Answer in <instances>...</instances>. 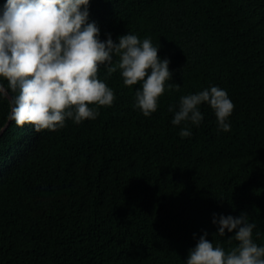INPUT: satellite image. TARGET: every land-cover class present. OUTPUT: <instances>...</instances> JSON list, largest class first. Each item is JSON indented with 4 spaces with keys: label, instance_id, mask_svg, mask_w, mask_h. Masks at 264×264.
I'll return each mask as SVG.
<instances>
[{
    "label": "trees",
    "instance_id": "16d2710c",
    "mask_svg": "<svg viewBox=\"0 0 264 264\" xmlns=\"http://www.w3.org/2000/svg\"><path fill=\"white\" fill-rule=\"evenodd\" d=\"M88 11L102 41L150 38L179 90L166 85L145 117L139 85L102 66L113 105L40 133L9 121L0 99V264H186L205 232L236 247L213 219L242 213L264 246V0H89ZM212 86L235 106L230 131L205 103L182 138L169 106Z\"/></svg>",
    "mask_w": 264,
    "mask_h": 264
},
{
    "label": "clouds",
    "instance_id": "9594fccd",
    "mask_svg": "<svg viewBox=\"0 0 264 264\" xmlns=\"http://www.w3.org/2000/svg\"><path fill=\"white\" fill-rule=\"evenodd\" d=\"M89 0H6L0 10V99H7L8 120L18 127L30 125L37 133L55 132L66 120L80 124L95 120L100 107H111L114 91L98 78L100 68L111 76L118 69L127 87L135 90L134 107L145 117L157 111L168 89L180 85L172 80L168 59L158 56L159 47L150 38L141 40L127 33L114 42L104 41L95 22H88ZM118 63L113 64L114 58ZM150 72V74H149ZM6 82V86L5 83ZM207 103L215 112L219 130L230 131L228 118L234 104L217 86L182 96L174 112L173 125L185 124L179 135H191L187 124L199 126L200 106ZM216 235L235 234L237 243L229 251L200 236L189 250L186 264H264V246L253 240L255 223L242 213L239 217L220 216Z\"/></svg>",
    "mask_w": 264,
    "mask_h": 264
},
{
    "label": "water",
    "instance_id": "95a60500",
    "mask_svg": "<svg viewBox=\"0 0 264 264\" xmlns=\"http://www.w3.org/2000/svg\"><path fill=\"white\" fill-rule=\"evenodd\" d=\"M7 126H8V124H7L4 128L1 129V131H0V136H1L2 133L7 129Z\"/></svg>",
    "mask_w": 264,
    "mask_h": 264
}]
</instances>
